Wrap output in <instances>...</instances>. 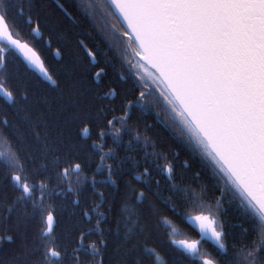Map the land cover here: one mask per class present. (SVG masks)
I'll return each instance as SVG.
<instances>
[{
	"label": "snow or ice",
	"instance_id": "snow-or-ice-1",
	"mask_svg": "<svg viewBox=\"0 0 264 264\" xmlns=\"http://www.w3.org/2000/svg\"><path fill=\"white\" fill-rule=\"evenodd\" d=\"M0 264H264V0H0Z\"/></svg>",
	"mask_w": 264,
	"mask_h": 264
},
{
	"label": "clouds",
	"instance_id": "clouds-1",
	"mask_svg": "<svg viewBox=\"0 0 264 264\" xmlns=\"http://www.w3.org/2000/svg\"><path fill=\"white\" fill-rule=\"evenodd\" d=\"M192 171H195V168H194V167H193ZM217 195H218V193H217ZM167 219H168L169 221H171L172 223L176 224L177 229H178L181 233H184V234H186V235H188V236H190V237L194 235L193 233L188 232L187 229L184 227V225H183L182 223L176 221L173 217L169 216V217H167ZM160 255H161V258H162V259H166V257L164 256L163 253H161Z\"/></svg>",
	"mask_w": 264,
	"mask_h": 264
}]
</instances>
